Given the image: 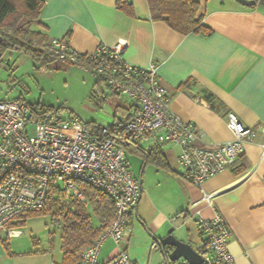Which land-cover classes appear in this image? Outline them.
<instances>
[{"label":"crops","instance_id":"crops-1","mask_svg":"<svg viewBox=\"0 0 264 264\" xmlns=\"http://www.w3.org/2000/svg\"><path fill=\"white\" fill-rule=\"evenodd\" d=\"M44 1L41 25L35 28L51 40L64 39L79 53L123 42L129 63H156L171 94V109L203 129L208 142L234 138L227 125L229 111L248 126H264V0L253 5L239 0H197V16L211 31L188 33L165 20L153 19L148 0H128L133 5L132 14L118 8L117 0ZM210 93L215 106L208 99ZM104 99L103 95L97 100L101 103ZM133 109L123 98L116 102L113 114L117 119ZM263 141L260 132L245 143V151L235 164L209 177L202 186L184 177L177 144H138L147 154L129 148L128 162L142 183V195L127 215L130 228L121 243L129 258L136 264H151V259L155 264H167L155 237L166 236L170 228L203 252L206 242L199 220L221 213L232 231L229 249L237 264H264ZM132 155L137 170L132 166ZM207 193L211 202L205 199ZM6 239L1 237L0 243ZM119 249L111 237L106 238L99 264H113ZM59 253L56 257L55 252L38 246L19 248L9 243L0 251V264H61L62 248Z\"/></svg>","mask_w":264,"mask_h":264},{"label":"built area","instance_id":"built-area-1","mask_svg":"<svg viewBox=\"0 0 264 264\" xmlns=\"http://www.w3.org/2000/svg\"><path fill=\"white\" fill-rule=\"evenodd\" d=\"M52 44L60 58L69 55L77 62L84 55L82 67L134 109L108 124L92 126L78 114L63 118L60 108H38L17 98L0 99V239L22 235L15 222L22 214L44 207L51 190L68 204L72 198L85 201L82 186L88 184L111 196L116 212L96 241L85 248L81 264H99V252L108 237L120 248L113 264H136L121 243L130 228L127 215L142 195V183L133 174L116 136L136 144H177L184 177L202 186L206 179L235 164L245 143L260 132L264 134V126H248L229 111L227 125L234 138L208 142L203 129L171 109V94L157 64L129 63L123 42L101 44L84 54L62 39H52ZM262 147L264 152V141ZM205 199L212 201L208 193ZM199 223L206 242L203 264H237L229 249L232 231L225 216L201 217Z\"/></svg>","mask_w":264,"mask_h":264},{"label":"trees","instance_id":"trees-1","mask_svg":"<svg viewBox=\"0 0 264 264\" xmlns=\"http://www.w3.org/2000/svg\"><path fill=\"white\" fill-rule=\"evenodd\" d=\"M148 2L153 19L165 20L182 33L211 31V28L203 23L202 17L197 16L199 7L197 0H148ZM44 5V0H0V68L4 64L5 54L14 49L30 55L40 68H51L52 65L59 68L70 65L82 67L85 62L84 55L80 56L77 62L71 61L69 55L60 58L47 33L34 27L41 25L40 14ZM116 6L130 14L133 13V5L128 0H117ZM102 87V82L95 77L93 94L99 100L103 98ZM208 99L215 106L212 93L208 95ZM29 104L42 107L39 102ZM88 124L95 126L97 122L91 121ZM116 137L124 148H135L147 154L138 144L123 137ZM156 147L159 148L160 145ZM82 190L86 196L85 201L72 198L67 204L54 196L56 190L53 189L44 207L22 214V221L15 222L19 225L26 217L41 213H49L57 220L60 219L63 250L61 264H81L85 248L93 244L115 218V201L111 196L88 184L83 185ZM8 239L5 245L9 246ZM155 239L156 245H159V238ZM163 254L167 264H174L169 261L166 253Z\"/></svg>","mask_w":264,"mask_h":264},{"label":"rangeland","instance_id":"rangeland-1","mask_svg":"<svg viewBox=\"0 0 264 264\" xmlns=\"http://www.w3.org/2000/svg\"><path fill=\"white\" fill-rule=\"evenodd\" d=\"M94 80V74L84 67L70 65L59 68L52 65L51 68H40L27 53L17 49L9 50L0 68V99L20 97L29 103L39 102L43 106L61 107L63 118L78 114L83 121L107 124L116 119L113 109L116 102L123 100V96L103 86L105 99L99 103L93 94ZM125 150L127 155L131 153L128 147ZM142 162L144 163L143 155ZM142 162L138 166V172ZM136 165L132 155V166L135 170ZM23 220L25 221L19 224L23 231L22 235L10 238L9 243H14L19 248L38 246L55 254L58 252L56 257H60L61 220H57L49 213L31 215ZM5 244V241L0 243V251L4 250ZM151 264H155L153 259Z\"/></svg>","mask_w":264,"mask_h":264},{"label":"water","instance_id":"water-1","mask_svg":"<svg viewBox=\"0 0 264 264\" xmlns=\"http://www.w3.org/2000/svg\"><path fill=\"white\" fill-rule=\"evenodd\" d=\"M239 1L246 5H253L257 0ZM173 231L174 228H170L168 234L159 239V246L162 252L167 254L169 261L174 264L178 262H183V264H203V252L198 251L191 243L177 237Z\"/></svg>","mask_w":264,"mask_h":264},{"label":"flooded vegetation","instance_id":"flooded-vegetation-1","mask_svg":"<svg viewBox=\"0 0 264 264\" xmlns=\"http://www.w3.org/2000/svg\"><path fill=\"white\" fill-rule=\"evenodd\" d=\"M176 264H183V262H178V263H176Z\"/></svg>","mask_w":264,"mask_h":264}]
</instances>
